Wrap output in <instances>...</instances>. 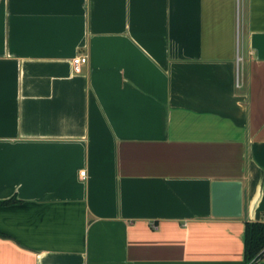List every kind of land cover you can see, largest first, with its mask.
<instances>
[{
	"label": "crops",
	"instance_id": "crops-1",
	"mask_svg": "<svg viewBox=\"0 0 264 264\" xmlns=\"http://www.w3.org/2000/svg\"><path fill=\"white\" fill-rule=\"evenodd\" d=\"M251 220L264 0H0V264H246Z\"/></svg>",
	"mask_w": 264,
	"mask_h": 264
},
{
	"label": "water",
	"instance_id": "water-1",
	"mask_svg": "<svg viewBox=\"0 0 264 264\" xmlns=\"http://www.w3.org/2000/svg\"><path fill=\"white\" fill-rule=\"evenodd\" d=\"M244 191L239 179H215L211 182V214L241 216L244 214Z\"/></svg>",
	"mask_w": 264,
	"mask_h": 264
},
{
	"label": "trees",
	"instance_id": "trees-1",
	"mask_svg": "<svg viewBox=\"0 0 264 264\" xmlns=\"http://www.w3.org/2000/svg\"><path fill=\"white\" fill-rule=\"evenodd\" d=\"M11 199L2 201L10 202ZM264 254V221H246L243 234V259L246 264H256Z\"/></svg>",
	"mask_w": 264,
	"mask_h": 264
},
{
	"label": "built area",
	"instance_id": "built-area-1",
	"mask_svg": "<svg viewBox=\"0 0 264 264\" xmlns=\"http://www.w3.org/2000/svg\"><path fill=\"white\" fill-rule=\"evenodd\" d=\"M72 67L75 72H80L82 70V65L87 62V56L84 54H77L74 57H72ZM81 174H84V171L82 170L80 172Z\"/></svg>",
	"mask_w": 264,
	"mask_h": 264
}]
</instances>
